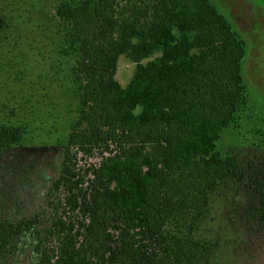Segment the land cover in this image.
Masks as SVG:
<instances>
[{
	"label": "trees",
	"instance_id": "1",
	"mask_svg": "<svg viewBox=\"0 0 264 264\" xmlns=\"http://www.w3.org/2000/svg\"><path fill=\"white\" fill-rule=\"evenodd\" d=\"M244 58L210 0H0V182L36 144L59 153L37 209L0 214V264H216L264 237V151L217 148Z\"/></svg>",
	"mask_w": 264,
	"mask_h": 264
},
{
	"label": "rangeland",
	"instance_id": "2",
	"mask_svg": "<svg viewBox=\"0 0 264 264\" xmlns=\"http://www.w3.org/2000/svg\"><path fill=\"white\" fill-rule=\"evenodd\" d=\"M210 1L217 11L233 25L245 43L242 77L248 98V105L242 114V119L222 133L217 144L218 151L223 157L230 152L243 156L247 151L251 152L256 147H259V151H264V0ZM35 59L40 61L39 56ZM133 70L134 65L128 60L123 57L118 60L115 78L121 86L127 85ZM40 79L41 76L29 80L34 84ZM26 82L24 78L21 84ZM12 93L18 97L15 92ZM29 94L30 91L25 97H29ZM56 99L51 94L40 100L44 105H49L51 101L56 102ZM52 143L54 142L51 140L45 144H36L37 152L20 156L23 163L21 168L24 171L22 174L14 172L13 180H18V182L14 181V185L5 183V179L10 176V170L3 172L4 180L0 182V201H3L0 205V214L20 218L26 213L35 211L40 205L42 202L40 194L50 186L53 170L59 160L58 149ZM33 181L35 185H39L37 190H32L28 186ZM224 198V195L220 193L219 202L216 205L217 218L223 214ZM217 224L218 221L209 223L208 227L215 231ZM237 238L243 244V249H238L236 252L221 250L216 255V264H264V237L248 236L246 238L240 232Z\"/></svg>",
	"mask_w": 264,
	"mask_h": 264
}]
</instances>
